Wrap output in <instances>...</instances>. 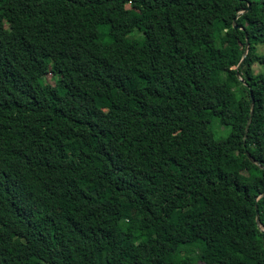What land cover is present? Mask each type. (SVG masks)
Instances as JSON below:
<instances>
[{
  "label": "trees",
  "instance_id": "16d2710c",
  "mask_svg": "<svg viewBox=\"0 0 264 264\" xmlns=\"http://www.w3.org/2000/svg\"><path fill=\"white\" fill-rule=\"evenodd\" d=\"M259 45L264 0H0V264H264Z\"/></svg>",
  "mask_w": 264,
  "mask_h": 264
},
{
  "label": "rangeland",
  "instance_id": "374dc122",
  "mask_svg": "<svg viewBox=\"0 0 264 264\" xmlns=\"http://www.w3.org/2000/svg\"><path fill=\"white\" fill-rule=\"evenodd\" d=\"M72 34L73 33L71 30L69 32H66L65 38L69 40L71 38ZM132 37L135 39H138L140 37V34L135 33L132 35ZM257 52L259 55H263L264 54V45H259ZM260 70H261V68L258 65L253 66L254 73H258ZM47 78L52 82L50 75H48ZM212 131H213L214 135L216 136V138H218V139L224 138L229 132L227 129L219 128L216 125L212 126Z\"/></svg>",
  "mask_w": 264,
  "mask_h": 264
},
{
  "label": "water",
  "instance_id": "95a60500",
  "mask_svg": "<svg viewBox=\"0 0 264 264\" xmlns=\"http://www.w3.org/2000/svg\"><path fill=\"white\" fill-rule=\"evenodd\" d=\"M234 28H235V29H240V30L243 29L241 26H236L235 23H234ZM247 50H248V40H246L245 49H244V53H243L242 59H241L239 65H238L237 68H236V76H237L238 78H239V73H238L237 70H238L239 66L243 63L244 58H245V56H246V54H247ZM239 80L241 81V79H239ZM250 97H251V103H250V115H249L250 118L248 119V122H247V125H246V130H245L246 133H247L248 126H249V123H250V119H251V116H252V114H253V109H254V99H253V97H252V94H250ZM245 137H246V135L244 136V138H245ZM246 156H247V158H248L252 163L257 164L256 161L254 160V158H252L249 154H246ZM255 210H256V223H257V225H260V223H259V218H258V213H257V207H255Z\"/></svg>",
  "mask_w": 264,
  "mask_h": 264
}]
</instances>
